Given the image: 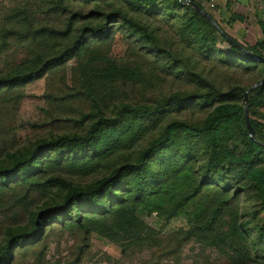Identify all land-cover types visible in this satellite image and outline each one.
Wrapping results in <instances>:
<instances>
[{
    "label": "trees",
    "instance_id": "obj_1",
    "mask_svg": "<svg viewBox=\"0 0 264 264\" xmlns=\"http://www.w3.org/2000/svg\"><path fill=\"white\" fill-rule=\"evenodd\" d=\"M40 1L51 6L53 19L37 22L27 11L22 13L26 17L21 19V38L30 39L35 47L27 59L0 72V105L20 100L27 85L56 74L62 82L52 97L58 103V96L81 100L84 106L79 111L63 108L58 116L49 112L51 126L59 120L69 124L68 131L28 139L13 150L2 144L0 207L13 209L26 201L22 205L26 226L8 230L0 246V264H16L22 258L43 264L48 240L59 232L75 236L73 255L79 263L93 234L119 246L140 239L149 228L138 218L139 210L172 219L205 190L210 200L193 216L189 229L174 236L180 243L194 237L215 242L216 226L225 214L233 225L241 219L244 196L256 203L253 218L264 211V125L260 118H252L260 117L256 110L264 107V85L250 92L246 101L254 139L248 135L243 108L244 93L264 79V20L257 23L262 39L253 44L229 36L255 60L228 43L186 0ZM190 1L208 11L225 31L204 2ZM235 22L242 23L243 18L231 15L227 26ZM174 23L177 34L197 49L200 59L241 75L258 73L256 82L220 90L191 59L162 43V26L172 28ZM114 34L152 59L155 72L193 85L195 91L163 97L150 106L125 101L110 105L109 99L136 78L135 69L97 53ZM218 42L228 50H219ZM85 56L103 62L91 65ZM70 60L77 62L72 89L65 81ZM185 110L205 116L201 122L179 120ZM63 171L89 180L74 182L57 175ZM171 193L165 209L164 200ZM234 206L236 210L228 211ZM255 218L244 233L243 226L229 229L231 235L250 239L246 264H264V223Z\"/></svg>",
    "mask_w": 264,
    "mask_h": 264
},
{
    "label": "rangeland",
    "instance_id": "obj_2",
    "mask_svg": "<svg viewBox=\"0 0 264 264\" xmlns=\"http://www.w3.org/2000/svg\"><path fill=\"white\" fill-rule=\"evenodd\" d=\"M50 8L51 6L40 0H0V72L27 59L35 47L30 39L21 38L23 35V31L20 29L21 19L26 17L22 13L27 11L31 19L41 22L44 18L53 19L52 13H49ZM209 11L211 12V10ZM172 25V28L162 26L163 31L160 35L162 43L165 47L171 48L178 56L191 59L196 69L205 74L220 90L226 91L233 85L249 87L258 79V73L241 75L219 63L200 59L197 49L190 48V45L177 34L176 23ZM229 29L232 30V27L225 26L226 31ZM253 29L249 31L250 34L246 38H235L246 44H253L255 41L261 40L260 30L257 27ZM10 32L12 35H9ZM231 33H234L233 30ZM216 47L221 51L228 50V46L223 42H218ZM97 53L107 59L114 60L120 67L126 65L135 69L132 74V76H136L135 81H129V86L124 87V90L119 92V96L109 99L110 105L117 106L121 101H125L150 106L163 97L184 96L195 91L193 85L177 83L170 77L163 76L157 70L155 72L152 59H146L140 52H137L134 46L124 40L120 34H114L113 39L100 46ZM83 60L85 62L88 60L87 62L91 65H99L103 62H91L88 56H85ZM76 66V60L68 61L65 66V81L69 89L73 88L72 71ZM61 82L62 79L56 74L44 77L27 85L20 100L10 105H0V148L4 144L3 147L13 150L25 144L28 139L59 134L70 129L69 124L60 123L59 120L51 126V116H58L63 108L67 111H79L84 106V102L58 96L57 100H61L58 103L52 96L58 93ZM53 101L55 104H52ZM256 112L260 117L252 118L256 120L260 118L259 122L264 125V107L258 108ZM204 116L205 112L185 110L179 113L177 118L189 122H201ZM43 124L46 127H41ZM57 175L74 182L85 183L89 180V178L71 176L66 171L59 172ZM173 195L174 193H171L165 198L163 208L166 209L169 206V199ZM38 197V195L32 196L33 199H38ZM30 199L28 198V201ZM1 200L5 202L4 199ZM209 200L210 192L205 190L189 202L184 213L172 219H167L165 214L158 215L156 212L149 213L139 210L138 218L149 228L141 235L140 239L126 241L124 245L119 246L93 234L90 237L89 247L79 263H76V256L73 255L75 244H77L75 236L69 232H59L49 238L43 264L250 263L247 259V249L251 245L250 239L242 240L237 235L229 233V229L235 225L243 226L240 233L250 230L254 224L251 220L255 217L257 222L261 220L264 223V211L253 218V212L257 211V206L249 196L240 199L238 215L242 217L235 225L231 222L229 214H225L219 221L214 235L217 239L215 242H204L194 237L180 243L178 239L174 238L181 231L189 229L193 216L207 205ZM25 202L14 204L13 209L12 205L0 207V246L9 229L16 232L17 228L22 229L26 226V214H23L24 207H22ZM234 210H236V206L228 211ZM16 264L33 263L30 258H22L18 259Z\"/></svg>",
    "mask_w": 264,
    "mask_h": 264
},
{
    "label": "crops",
    "instance_id": "obj_3",
    "mask_svg": "<svg viewBox=\"0 0 264 264\" xmlns=\"http://www.w3.org/2000/svg\"><path fill=\"white\" fill-rule=\"evenodd\" d=\"M207 7V3L213 2L215 10H212L215 18L221 22L222 27H227L231 15L243 18V22H235L231 25L232 30H225L230 37L246 38L250 30L258 28V21L264 20V0H201ZM208 9V8H207ZM209 10V9H208ZM259 29V28H258Z\"/></svg>",
    "mask_w": 264,
    "mask_h": 264
},
{
    "label": "water",
    "instance_id": "obj_4",
    "mask_svg": "<svg viewBox=\"0 0 264 264\" xmlns=\"http://www.w3.org/2000/svg\"><path fill=\"white\" fill-rule=\"evenodd\" d=\"M187 5L191 6L193 9H195L202 17H204L205 19H207V21H209L212 26L218 31V33L220 35L223 36V38L230 43L231 45H233L234 47L240 49V51H242L243 53L247 54L248 56H251L249 53L245 52L244 50H242V48L237 45V43H235V41H233V39H231L229 37V35H227V33H225V31H223L219 25L217 24V22L215 21V19L211 16V14L206 11L203 10L201 8H199L198 6H196L194 3H192L190 0H186L185 2ZM253 59L257 60L255 57L251 56ZM264 85V79L262 81H260L259 83H257L256 85H254L253 87H251L250 89H248L245 93H244V98H243V108H244V113H245V123H246V128L248 131V135L251 139H254L255 137V133L251 127L248 115H247V106H246V101H247V97L248 94L250 92H252L253 90H255L256 88L263 86Z\"/></svg>",
    "mask_w": 264,
    "mask_h": 264
},
{
    "label": "built area",
    "instance_id": "obj_5",
    "mask_svg": "<svg viewBox=\"0 0 264 264\" xmlns=\"http://www.w3.org/2000/svg\"><path fill=\"white\" fill-rule=\"evenodd\" d=\"M207 8L209 9V10H215V6H214V4H213V2L212 1H210L209 3H207Z\"/></svg>",
    "mask_w": 264,
    "mask_h": 264
}]
</instances>
